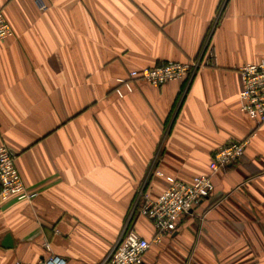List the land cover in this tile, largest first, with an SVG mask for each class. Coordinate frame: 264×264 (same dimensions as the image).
Here are the masks:
<instances>
[{"label":"crops","instance_id":"1","mask_svg":"<svg viewBox=\"0 0 264 264\" xmlns=\"http://www.w3.org/2000/svg\"><path fill=\"white\" fill-rule=\"evenodd\" d=\"M42 2L0 0L13 31L0 41V144L36 193L0 200V264L34 263L44 241L68 264H99L125 224L152 240L138 190L157 196L156 172L207 173L217 147L244 138L142 264H264V123L240 109L238 72L264 59V0ZM195 58L187 81L114 90L132 69Z\"/></svg>","mask_w":264,"mask_h":264},{"label":"built area","instance_id":"2","mask_svg":"<svg viewBox=\"0 0 264 264\" xmlns=\"http://www.w3.org/2000/svg\"><path fill=\"white\" fill-rule=\"evenodd\" d=\"M39 8H44L42 0H33ZM223 3L221 4V6ZM13 31L6 21L0 7V41L11 37ZM207 43V42H206ZM205 43V44H206ZM202 65L199 59L186 62L168 61L161 65L132 69L126 77L116 79L114 88L118 96H123L122 88L131 92L132 81H145L153 85H161L172 80H189ZM241 79L239 98L240 109L257 124L264 123V59L243 64L238 68ZM249 138L230 141L220 145L214 151L208 164L209 171L192 176L189 180L174 176L163 177L166 185L155 197L141 187L135 197L132 211L139 207V214L146 217L154 227L152 240L142 237L128 224L113 245L112 249L99 264H142L143 256L151 243L162 239L177 229L181 217L188 213L199 200L209 197L213 190V176L222 168L239 161ZM17 152L5 144H0V200L14 197L29 203L36 195L24 185L16 168ZM131 211V212H132ZM43 255L34 263L15 260L12 264H68L66 259L52 253L48 241L42 244Z\"/></svg>","mask_w":264,"mask_h":264},{"label":"water","instance_id":"3","mask_svg":"<svg viewBox=\"0 0 264 264\" xmlns=\"http://www.w3.org/2000/svg\"><path fill=\"white\" fill-rule=\"evenodd\" d=\"M4 247H11L12 243H11V239L9 238V236H6L5 240L2 242Z\"/></svg>","mask_w":264,"mask_h":264}]
</instances>
